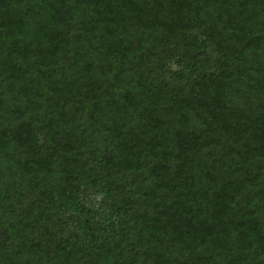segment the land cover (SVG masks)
I'll return each mask as SVG.
<instances>
[{
	"label": "trees",
	"instance_id": "1",
	"mask_svg": "<svg viewBox=\"0 0 264 264\" xmlns=\"http://www.w3.org/2000/svg\"><path fill=\"white\" fill-rule=\"evenodd\" d=\"M0 264H264V0H0Z\"/></svg>",
	"mask_w": 264,
	"mask_h": 264
}]
</instances>
